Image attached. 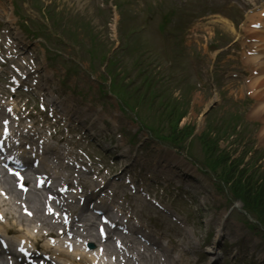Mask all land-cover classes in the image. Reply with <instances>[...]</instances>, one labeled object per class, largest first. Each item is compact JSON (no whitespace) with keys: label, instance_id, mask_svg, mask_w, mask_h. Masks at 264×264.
<instances>
[{"label":"rangeland","instance_id":"obj_1","mask_svg":"<svg viewBox=\"0 0 264 264\" xmlns=\"http://www.w3.org/2000/svg\"><path fill=\"white\" fill-rule=\"evenodd\" d=\"M95 1L97 0H90L88 5L82 6V9L80 10L81 6L78 5H73V2L71 0H56V3H59L61 6H68L72 7V9L79 10L83 14L92 17V21L94 24L99 25V28L102 29L105 25V22H108V19L110 16H112V13L107 9H99L98 7L95 6ZM118 3L124 2L126 0H116ZM157 3V10H156V15L159 17L161 16L162 8L166 9V1L165 0H160V3L158 0H154ZM6 2V7L7 9L10 7L9 0H5ZM49 0H44V5L48 3ZM100 2V1H99ZM98 2V3H99ZM84 3V2H82ZM115 4V0H109V4ZM81 4V3H80ZM117 4V3H116ZM160 4V5H159ZM118 5V4H117ZM209 11H211L210 7V0H196V9L194 14H189L185 22L188 23V27L196 23L198 20L203 18L205 15L209 14ZM158 23H160V19L157 18V21H155L152 24H148L147 26H156ZM93 24V25H94ZM142 24H137L133 23L130 26V29L133 31H139L141 27H143ZM170 30V35L168 36L167 39H165L163 44H158L156 46H148V43L150 42V36L147 34H142L140 36H134L131 38V42H143L145 45L143 47H140L143 53H146L147 55L154 56L157 59V64L161 66V68L158 70L159 73L166 74L165 76L167 77V86L174 90L177 86H181L180 90H189V88H193V82H192V67L195 66L197 68H201L205 66H211V60L209 59L210 55V46L206 49L202 48H194L192 43L185 38L182 37V35L178 32L180 29V24L175 23L174 25L168 26ZM205 28V32H208V29ZM162 31V30H160ZM204 34V33H203ZM107 35H110V32H106L105 30H100L99 31V36H102L103 38H106ZM162 39V38H160ZM215 45V44H214ZM187 46V47H186ZM184 51V52H183ZM85 51H80L77 55L73 54L74 59L77 58L80 60L81 64L84 66V69L88 67V63L86 61L85 57ZM167 56L169 57V60H171L173 64V70L171 72H167L163 66L167 64L168 62L166 61ZM166 58V59H164ZM224 58H220L216 62V68L219 69L220 66H223ZM225 66H230V64H226ZM203 68H201L202 70ZM98 71V69H97ZM180 75L179 77H174L171 78L170 75ZM85 78V77H84ZM204 97L201 96L202 99V104L206 102ZM193 101V100H192ZM248 106L245 116L239 114L238 116L242 119V121L248 125V133H250L249 139H251L254 142L255 147H259L258 144H263L264 145V134H261L258 132V128L255 129L252 127L254 126V122L258 121L261 124H264V110L263 112L258 114V108H257V103H264V95L261 96L256 95L252 99H249L248 101L245 102ZM235 104H238L235 102L233 99H225L224 101L221 102L220 106H218L214 112H212L207 121H210L212 125H217V126H222L224 121L227 120L231 114L234 115L235 110H238V106ZM189 107L191 109V115L190 121L192 124H195V129L196 133L200 134L204 127L205 124L203 123V120H200V116H198V113H200L201 108L199 104H193L191 102V106L189 104ZM195 118V119H194ZM195 154L200 158V151H199V145L196 143L195 144ZM221 147L225 148V144H221ZM264 167V163H263ZM201 180L204 183V186L207 188L210 193H213L215 196L211 200H217V195L214 193L212 190L211 186V181L207 180L206 178H201ZM211 197V196H210ZM224 201V200H222ZM245 246V245H244Z\"/></svg>","mask_w":264,"mask_h":264},{"label":"bare ground","instance_id":"obj_2","mask_svg":"<svg viewBox=\"0 0 264 264\" xmlns=\"http://www.w3.org/2000/svg\"><path fill=\"white\" fill-rule=\"evenodd\" d=\"M165 172V171H164ZM30 203H32V202H30ZM5 204V203H4ZM2 206V204L0 203V207ZM5 206V207H4ZM4 206H2V208H3V210H10V211H12V213H11V215L14 213V207H12L11 205H9V204H7V205H4ZM44 225H46V223H43ZM7 232V230H5V233ZM23 233H28L27 232V230L24 228L23 230H22V233L20 234V235H18V236H16V239H19V238H21V237H24L25 235H29V234H23ZM31 235V234H30ZM32 236V235H31ZM32 238H37V237H34V236H32ZM164 250V249H163ZM171 252H168L167 254H170ZM72 256H74V255H72ZM72 256H68V258L67 259H72L73 257ZM145 259H147V260H149L150 261V263L149 262H147V264H155V262H156V259H155V257H153L152 255H148V256H145ZM169 262H172V260H170V258H169Z\"/></svg>","mask_w":264,"mask_h":264}]
</instances>
